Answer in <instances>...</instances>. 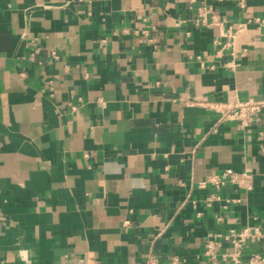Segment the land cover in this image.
Wrapping results in <instances>:
<instances>
[{"label":"crops","instance_id":"0c3cea01","mask_svg":"<svg viewBox=\"0 0 264 264\" xmlns=\"http://www.w3.org/2000/svg\"><path fill=\"white\" fill-rule=\"evenodd\" d=\"M240 1L212 2L247 26L218 53L189 0H0V264H209L264 233V109L241 131L192 103L264 101V0ZM225 170L252 189L198 187Z\"/></svg>","mask_w":264,"mask_h":264},{"label":"built area","instance_id":"2783aa9c","mask_svg":"<svg viewBox=\"0 0 264 264\" xmlns=\"http://www.w3.org/2000/svg\"><path fill=\"white\" fill-rule=\"evenodd\" d=\"M191 4L199 3V14L195 21L196 25L205 28L218 27L221 30V37L224 42L216 41L219 46L218 53L230 49L234 40L239 34L247 29L245 24L236 26L224 25L215 14H212V2H222L223 0H189ZM239 7H243L240 0H236ZM254 23L258 26H264V20L255 19ZM194 104L211 110L217 115L218 122H233L241 131H247L253 126L259 124L262 110L264 109L263 100H246L244 102H210L206 100H193ZM228 185L243 191H250L253 186V175L249 172H233L225 170L220 175L211 176L204 181L199 182L198 187L203 189L211 186L220 190ZM212 198H215L212 196ZM212 198H210L212 200ZM208 200V202L210 201ZM264 238V233L258 227L246 226L239 231H231L221 236L220 240L207 239L204 241V255L207 257L209 264H219L218 260H230L231 264H264V257L259 254H250L245 260H241L243 250L249 245L259 242ZM223 243H229L232 252L219 254ZM148 264H154V260Z\"/></svg>","mask_w":264,"mask_h":264}]
</instances>
